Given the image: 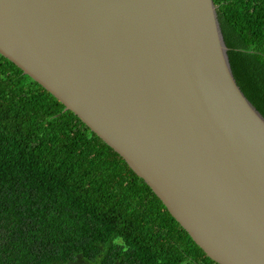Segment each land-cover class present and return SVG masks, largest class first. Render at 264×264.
Instances as JSON below:
<instances>
[{"label": "water", "instance_id": "1", "mask_svg": "<svg viewBox=\"0 0 264 264\" xmlns=\"http://www.w3.org/2000/svg\"><path fill=\"white\" fill-rule=\"evenodd\" d=\"M214 0H0V53L125 159L219 264H264V115Z\"/></svg>", "mask_w": 264, "mask_h": 264}, {"label": "trees", "instance_id": "2", "mask_svg": "<svg viewBox=\"0 0 264 264\" xmlns=\"http://www.w3.org/2000/svg\"><path fill=\"white\" fill-rule=\"evenodd\" d=\"M264 115V0H214ZM0 53V264H219L73 111Z\"/></svg>", "mask_w": 264, "mask_h": 264}]
</instances>
